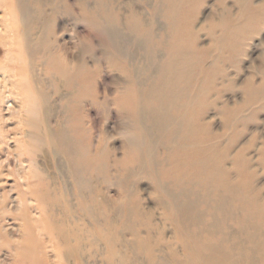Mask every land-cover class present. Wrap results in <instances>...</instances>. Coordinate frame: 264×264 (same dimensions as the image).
Listing matches in <instances>:
<instances>
[{
	"label": "bare ground",
	"instance_id": "bare-ground-1",
	"mask_svg": "<svg viewBox=\"0 0 264 264\" xmlns=\"http://www.w3.org/2000/svg\"><path fill=\"white\" fill-rule=\"evenodd\" d=\"M48 1L0 0V264H88L86 236L99 264L125 230L139 257L160 264L140 233L148 182L183 251L170 248L174 264H264V200L249 161L204 121L222 57L198 45L195 0H78L94 34L82 39L56 37L60 8L49 15ZM234 20L214 25L224 32L215 51L237 32L241 46L250 21ZM89 100L116 117V135L97 145L78 115ZM223 116L230 134L235 113Z\"/></svg>",
	"mask_w": 264,
	"mask_h": 264
},
{
	"label": "rangeland",
	"instance_id": "rangeland-1",
	"mask_svg": "<svg viewBox=\"0 0 264 264\" xmlns=\"http://www.w3.org/2000/svg\"><path fill=\"white\" fill-rule=\"evenodd\" d=\"M117 1L121 3L123 0ZM48 2L51 4L46 8L49 15H51L50 10L53 6L60 8L57 17L50 16L53 21L55 20L57 26L56 37L66 31L73 38H93L94 34H89L88 28L82 20L78 0H49ZM245 8L248 9V12L243 15L241 14L242 9ZM194 12L198 45L201 48L211 49L210 55L222 57V62L219 65L220 71L214 77L215 91L208 95L211 107L209 106L210 109L205 114L204 121L210 124L211 130L215 134L225 138L222 142L223 146L227 145V140L231 136L234 145L231 157L240 152L245 155L254 175L253 187L264 200V0H195ZM226 16L235 19L234 21L239 20L238 22L243 20L244 16L247 17L250 21L247 32L242 36L241 46L236 41V36L240 35V32H237L228 41L230 48L223 49L221 52L215 51L212 40H214V36L220 37L224 32L222 28H217L214 25L220 23ZM207 51L209 52V50ZM211 62L212 60L209 59L208 64ZM104 88L105 85L102 84L100 97ZM61 90L63 91L64 88ZM48 92L54 97L53 101L57 102L58 99L53 90L49 88ZM92 105L90 100L84 103L78 111V115L84 117L86 127L92 133L97 145L100 136L105 131H108L110 135H116L114 127L116 117L112 116L107 120L104 114ZM225 108L235 113L233 127L231 130L229 129L230 134H227L228 129L224 126L226 125L223 116ZM114 145L120 147L121 142L116 141ZM227 167L231 168L232 166L228 163ZM55 171L60 185L66 186V178L60 173L59 168ZM139 192L143 214V218L139 222L140 233L143 236L151 234L154 252L161 259L160 264H174L170 248L179 251L181 256L183 251L180 246L174 244L175 231L169 226V222L167 224L165 221V212L159 205V196L150 182L140 184ZM75 204L77 205L76 200ZM57 213L58 223H67L68 220H65L61 205L57 207ZM147 221L150 224V230L144 225ZM163 229H166V239L164 242H160V233ZM113 233H115L114 230L106 232L110 236ZM93 238V236H86V250L92 256L90 260H87L88 264H97L93 258L95 253ZM121 240L114 247L116 250L114 256L111 254L110 244L107 242L103 244L99 264H136L139 256L133 236L125 230ZM139 258L140 264H150L146 255L142 254ZM51 261V264H71L69 261L63 263L57 262L55 259H51Z\"/></svg>",
	"mask_w": 264,
	"mask_h": 264
}]
</instances>
